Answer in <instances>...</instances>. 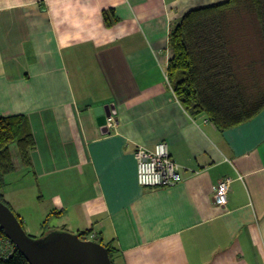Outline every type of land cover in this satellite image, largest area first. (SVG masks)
<instances>
[{"label":"crops","instance_id":"1","mask_svg":"<svg viewBox=\"0 0 264 264\" xmlns=\"http://www.w3.org/2000/svg\"><path fill=\"white\" fill-rule=\"evenodd\" d=\"M225 1L0 0V116H25L34 141L29 163L10 149L2 188L24 227L36 216L46 233L90 232L112 264H264V110L221 132L167 78L173 24ZM105 106L115 124L103 134ZM159 142L181 182L144 188L134 152Z\"/></svg>","mask_w":264,"mask_h":264},{"label":"trees","instance_id":"2","mask_svg":"<svg viewBox=\"0 0 264 264\" xmlns=\"http://www.w3.org/2000/svg\"><path fill=\"white\" fill-rule=\"evenodd\" d=\"M245 15L254 19L264 52V0H227L190 10L173 24L169 34L172 57L167 78L176 99L190 116L204 115L221 132L253 120L264 110V80L254 67V59H249L251 48L243 52L240 35L234 31ZM114 22L104 13L107 27ZM11 145L17 146L23 162H30L34 141L25 116H0V201L8 207L2 188L4 178L14 170ZM16 216L24 228L22 219ZM0 235L6 239L1 230ZM78 235L90 240L91 233ZM93 241L102 244L95 238ZM102 245L112 262L114 249ZM0 264L28 262L12 246L8 257L0 251Z\"/></svg>","mask_w":264,"mask_h":264},{"label":"water","instance_id":"3","mask_svg":"<svg viewBox=\"0 0 264 264\" xmlns=\"http://www.w3.org/2000/svg\"><path fill=\"white\" fill-rule=\"evenodd\" d=\"M112 106L94 109L102 133ZM0 230L23 255L28 264H112L108 249L102 244L82 240L78 234L50 231L39 239L29 236L14 212L0 201Z\"/></svg>","mask_w":264,"mask_h":264},{"label":"built area","instance_id":"4","mask_svg":"<svg viewBox=\"0 0 264 264\" xmlns=\"http://www.w3.org/2000/svg\"><path fill=\"white\" fill-rule=\"evenodd\" d=\"M115 124L114 116L106 119V127L112 128ZM137 164V183L144 188H171L181 182L179 166L171 158L168 144L159 142L152 149L137 147L134 152ZM232 180L226 178L219 182L214 191V202L221 208L228 203V194ZM93 236H90L92 239ZM13 244L0 235V251L6 257L12 253ZM14 247V246H13Z\"/></svg>","mask_w":264,"mask_h":264},{"label":"rangeland","instance_id":"5","mask_svg":"<svg viewBox=\"0 0 264 264\" xmlns=\"http://www.w3.org/2000/svg\"><path fill=\"white\" fill-rule=\"evenodd\" d=\"M240 24V28H238L237 25L234 26V31L240 35V48L243 52H245V48H251V56L249 59H254V67L256 68L260 78L264 80V52L260 37L257 33L255 21L251 15H245L242 17ZM246 60H248V57H246ZM245 64L243 63L242 65L245 66ZM10 149L13 159L16 161L18 158L17 148L15 145H11ZM41 222L37 221L36 216L32 218L30 221V230L24 227L26 233L34 239L41 238L43 233H45L43 229H41V231L39 230V224H41Z\"/></svg>","mask_w":264,"mask_h":264}]
</instances>
